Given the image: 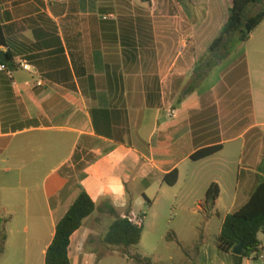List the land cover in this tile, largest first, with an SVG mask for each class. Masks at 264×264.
<instances>
[{"label": "crops", "instance_id": "0c3cea01", "mask_svg": "<svg viewBox=\"0 0 264 264\" xmlns=\"http://www.w3.org/2000/svg\"><path fill=\"white\" fill-rule=\"evenodd\" d=\"M174 1L165 15L163 0H0V51L15 65L0 71V264H45L81 189L96 209L71 236L70 262L113 264L114 256L132 257L104 243L110 226L140 216L133 218L138 207L154 209L166 175L178 172L175 186L183 171L202 183L196 166L243 142L232 208L220 211L218 177L206 181V191L219 186L215 203L199 200L192 210L204 212L205 225L220 221L217 238L264 181L262 72L247 57L223 69L214 61L220 53L199 57L192 18L174 16L182 15ZM209 147L222 149L192 160ZM221 165L232 172V162ZM231 257L221 256L235 264Z\"/></svg>", "mask_w": 264, "mask_h": 264}, {"label": "rangeland", "instance_id": "374dc122", "mask_svg": "<svg viewBox=\"0 0 264 264\" xmlns=\"http://www.w3.org/2000/svg\"><path fill=\"white\" fill-rule=\"evenodd\" d=\"M154 1L157 2V0ZM163 1H165L164 14L167 15L168 0ZM174 2L182 12V15L176 13L174 16L181 18L185 13L192 18V23L195 25V48L198 56L206 54L212 57L213 54L208 52L209 47L227 22L232 1L176 0ZM263 8L264 0L257 5L250 6L246 14L248 17L254 16ZM225 56L227 55L222 51L214 60L219 64L220 69L235 65L247 57L251 62L252 70L262 72V75L258 76L263 82L259 80L256 86L261 96L259 99L264 103V22L252 33L247 42L232 47L230 55ZM199 68L204 69L201 64ZM240 95H242L240 99H244L242 91ZM229 98L232 99V95ZM242 143L235 142L234 145H228L223 156L198 164L196 167L202 175V183L194 184L189 180L188 171H183V178L177 186L167 185L163 190L157 191L159 203L154 209L136 208L133 218L137 215L145 218L142 241L140 245L124 251L128 253V257H132L131 261H127V257L117 255L111 258L113 264H140L136 258H141V262L145 264H225L227 261L221 258L224 252L215 248L221 228L220 221L215 219L205 225L203 223L204 212L193 214L192 210L198 205L199 200L205 203L206 181L209 182L218 177L222 178L223 186L220 211L224 215L232 208L237 191L239 166L237 155L242 151ZM231 151H235L234 157ZM223 159L232 162L229 166L232 172H221ZM192 171L191 169L190 172ZM245 193H248V189H245L244 193L243 189L240 191V199ZM205 208L209 211L207 206ZM231 259L234 260L232 257ZM251 262L252 264H264L258 260H251Z\"/></svg>", "mask_w": 264, "mask_h": 264}, {"label": "trees", "instance_id": "16d2710c", "mask_svg": "<svg viewBox=\"0 0 264 264\" xmlns=\"http://www.w3.org/2000/svg\"><path fill=\"white\" fill-rule=\"evenodd\" d=\"M143 3H151V0H140ZM262 0H233L228 20L222 32L215 38L208 52L213 55L224 51L228 56L231 48L247 42L252 33L264 22V8L248 17L247 10L252 5H257ZM4 28L0 22V49L6 47ZM8 62L1 63L6 68L13 69V57L6 53ZM209 70L215 63L208 64ZM222 147H209L202 149L192 156V160L201 161L210 158L220 152ZM261 170V169H260ZM264 174V166L262 167ZM168 186H175L178 182V172L174 171L164 177ZM220 189L217 184H212L206 193V204L212 206L218 199ZM95 204L87 194L81 192L65 216L56 226L55 237L46 253L45 264H71L68 251L71 236L81 228L85 219L95 212ZM114 214V210H110ZM144 233V226L137 227L131 218L116 220L109 228L104 243L129 249L140 244ZM264 233V181L255 189L248 202L234 213L226 216L221 233L217 238V248L232 256L236 264H242L244 260H258L263 242L260 234ZM4 238H0V244ZM243 243V254L234 255L235 249ZM141 261V258H137Z\"/></svg>", "mask_w": 264, "mask_h": 264}, {"label": "built area", "instance_id": "2783aa9c", "mask_svg": "<svg viewBox=\"0 0 264 264\" xmlns=\"http://www.w3.org/2000/svg\"><path fill=\"white\" fill-rule=\"evenodd\" d=\"M50 2L62 3V2H64V0H50ZM20 66L25 71H31V69H32L31 65H29L26 62L20 63ZM3 70H4V66L0 64V71H3ZM7 73L11 77V74H12L11 71H7ZM37 86L38 87L43 86V82L38 81ZM132 222L135 226L141 227L143 225V218L141 216H138V217L134 218L132 220ZM258 261H260L261 263H264V245L261 249V253L258 255Z\"/></svg>", "mask_w": 264, "mask_h": 264}, {"label": "water", "instance_id": "95a60500", "mask_svg": "<svg viewBox=\"0 0 264 264\" xmlns=\"http://www.w3.org/2000/svg\"><path fill=\"white\" fill-rule=\"evenodd\" d=\"M0 62L1 63H7L8 62L7 55L2 51H0ZM243 246H244L243 243H241L240 246L237 249H235L234 255L241 256L243 254Z\"/></svg>", "mask_w": 264, "mask_h": 264}]
</instances>
